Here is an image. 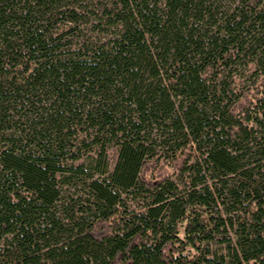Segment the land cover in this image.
<instances>
[{"label": "trees", "instance_id": "1", "mask_svg": "<svg viewBox=\"0 0 264 264\" xmlns=\"http://www.w3.org/2000/svg\"><path fill=\"white\" fill-rule=\"evenodd\" d=\"M0 264H264V0H0Z\"/></svg>", "mask_w": 264, "mask_h": 264}, {"label": "rangeland", "instance_id": "2", "mask_svg": "<svg viewBox=\"0 0 264 264\" xmlns=\"http://www.w3.org/2000/svg\"><path fill=\"white\" fill-rule=\"evenodd\" d=\"M92 18V16H90ZM91 23V21H90ZM81 28H83V32L84 34H86L87 36H91L92 38H96L97 35L96 33H92L89 32L88 30L90 29L87 25H81ZM253 72V68H250L245 70L243 67H238L235 71V73L237 74L236 78L238 79V81L241 83V86L244 87V89H246L248 86H250L249 88H251V74Z\"/></svg>", "mask_w": 264, "mask_h": 264}]
</instances>
